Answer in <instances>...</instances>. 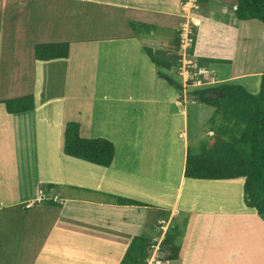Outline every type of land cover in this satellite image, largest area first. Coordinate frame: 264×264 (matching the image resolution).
Instances as JSON below:
<instances>
[{
    "label": "crops",
    "instance_id": "1",
    "mask_svg": "<svg viewBox=\"0 0 264 264\" xmlns=\"http://www.w3.org/2000/svg\"><path fill=\"white\" fill-rule=\"evenodd\" d=\"M3 2L5 0H0L1 11L6 5V3L2 5ZM10 2L13 4V0ZM212 2L213 0L208 1V11H202V8L197 5V0H190L183 4L177 0H28L30 9H28L29 17L26 19L27 24L32 27H27V29L32 30V33L39 31L44 33L45 39L42 42L46 43L41 44H49L55 39L58 43H68L69 54L65 60H54L40 66H38L39 63L32 61L34 57H28L27 62L34 65L30 75L36 81L27 78V73L25 75L23 73L21 84L24 90L21 93L18 90L15 93L9 92L11 86L9 78L2 86V88L6 87V90L4 95L0 93V102L33 93L36 96L37 107L35 106L33 112L10 116L0 105V264H44L45 262L63 264L65 255L73 256L79 261H92V264H114V258L120 261L134 238L144 236L142 231L145 229V221L148 219L150 210L146 204L143 207L121 206L94 203L90 200L66 199L68 203L64 207L55 198L52 201L59 205L50 203L48 205L42 204L43 195L39 189L43 181H50L49 185L53 187H72L83 192L102 193L110 195V198L115 201L117 197H121L137 202L135 198L143 195L144 180L142 178L139 177L136 181L142 188L136 186L137 184L125 182L123 172H130L132 169L130 166L126 167L119 158L117 142L113 139L104 138V135L91 137V131L82 130L79 124L82 138L109 139L111 140H108L109 142L115 144V157L112 165L107 169L73 158H68L69 164L67 165L70 167H66L64 159L67 157L63 152L66 124L73 121L81 123L85 121L83 109L80 111L75 106L78 98L75 95H81V93L72 91L73 88L96 87L95 79L102 67L109 63L113 64V67H122L119 58L122 52L123 56L128 58L130 53L134 54L130 49L140 51V45L137 46L136 38L129 30L130 22L153 26L156 31L165 28L179 33L186 26L194 31L196 40L189 60L192 59L194 67L201 60L210 61L200 68L205 74L195 75L194 80H198L200 85L196 84L194 88L199 86L208 88L232 81L242 85L251 76H258V85L255 90L250 92L246 89L249 93H258L259 82L264 71V53L255 54L250 51L256 47L258 51L264 48V24L258 21H239L235 16L237 0L230 6H227L225 0H217L215 4ZM20 3L18 4L15 0L16 5L19 6ZM218 7L222 8V15L231 17L230 20H224V23L216 22L210 11L215 12ZM34 15L35 18H33ZM34 22L39 25L33 27L36 25ZM194 22L199 23L197 28L193 26ZM27 42L30 44L31 52H34L33 41L28 39ZM4 44L3 42L2 45ZM172 45L173 43L162 47L165 50L163 52L172 50L173 53L174 45L173 47ZM160 51H162L161 48ZM2 52H0V63L3 59ZM262 53L263 58L257 64L261 66L259 72L257 70L249 72L244 69L245 65L251 66L256 63L259 54ZM181 54L183 56V53ZM240 62H242L241 66L237 67L236 63ZM123 68L128 70L127 62L123 63ZM181 68L179 70H182ZM48 70L50 73L60 75L61 82L58 85H55L53 75L48 80ZM179 70L176 71L178 74H180ZM220 70L222 77L218 83L211 75L215 71L218 74ZM227 72L231 76L226 78ZM142 73L138 71V74L131 79L130 86L114 91V95L121 98L128 97V101L136 103V109L141 106L140 93L146 94L133 84L147 77L143 73L144 77ZM193 73L197 74L198 71ZM150 76L151 74L148 78ZM182 77L181 82L184 79L186 86L188 80L184 74ZM49 82L50 87L47 89L46 84ZM38 83L41 85L37 86ZM158 89L154 90L158 91ZM95 94L96 90L88 92L89 96ZM40 96L45 97L40 98ZM188 101L184 99L180 102L178 98L170 103L175 116L179 115L183 119L180 136L182 147L186 151L183 153L180 178L175 186L173 184L171 186L174 189V195H165L160 201L167 204L171 211L163 226H161L162 220L157 218V224L160 226L158 231L161 234L157 241L155 236L152 238L153 242L156 241L154 246L156 254L161 249L165 232L178 214L175 209L176 203L172 205L166 202L172 198L177 200L182 187L186 185L189 191L188 199L191 203L197 190H203L201 202L206 207L195 211L199 212L195 216H201V225L198 230L200 232L204 230L205 233L212 226L211 230L215 228L219 238H221L219 231L223 228L231 230V235L227 234L225 247L233 248L230 253L235 256V259L232 258L229 263L258 264L264 261V222L253 210L245 206L243 180H241L242 183L239 180L202 182L188 180L184 177L185 160L189 147L188 115L191 113L200 120L203 117L210 119L214 113L211 107L192 103L189 105ZM49 108L52 117L48 115ZM124 110L125 108L119 109V114H115V122L110 123V126H116L118 122L130 116V113ZM109 112L112 114L113 110L110 109ZM87 115L88 120L92 118L96 120L97 116L91 108H88ZM97 123L100 125L99 122ZM209 136H212V132H209ZM138 142L143 141L136 140V143ZM133 154L139 159L136 152ZM54 159L58 162L55 169L52 167ZM73 170H75L74 177L69 173ZM147 170L154 174L152 168ZM138 171L139 169L133 168V172L140 175ZM162 171L166 170L160 169L158 173ZM50 191L57 192L58 190L53 188ZM167 196L169 197L165 202L164 199ZM57 206L63 207L60 213H47L56 210ZM158 206L152 209L161 212L162 209H157ZM161 208H165V205ZM184 212L190 211L184 209ZM195 212L193 211L192 214ZM243 232L247 235H243ZM199 236L202 234L199 233L197 237ZM86 238H90V241L88 242ZM80 241L96 247L89 253L82 250L73 251L82 248ZM197 248L199 246L196 244V250ZM184 249L183 253L181 247L180 256L176 261H161L164 264H192L191 260L196 254L195 248L189 242ZM97 252L99 254H96ZM33 255L37 256L36 260ZM20 256L25 259L19 260ZM242 259L247 260L242 262ZM186 260H188L187 263ZM151 261L152 259L148 261V264H151Z\"/></svg>",
    "mask_w": 264,
    "mask_h": 264
},
{
    "label": "rangeland",
    "instance_id": "2",
    "mask_svg": "<svg viewBox=\"0 0 264 264\" xmlns=\"http://www.w3.org/2000/svg\"><path fill=\"white\" fill-rule=\"evenodd\" d=\"M187 1L190 2V0ZM216 1L217 0H213L212 3L215 4L214 2ZM225 1L227 2V6H230L231 3H234L235 0ZM17 2L18 4L19 2H21L19 6L18 4H15V0H13V4L12 2H10V0H5L2 5L5 3L6 5L4 6V9L2 11L0 10V52H2L3 50V59L0 63V93L3 95L5 94L6 87L2 88V86L5 82L8 81V78L9 84L11 85L9 88V92L14 93L17 90L19 93L24 90V86L23 84H21V75H23V73L24 75L27 73V78H32L34 81H36V79H34L30 75L31 68L34 65L27 62L29 58L34 57V52H31L30 44H28L27 40H32L34 47L36 44L38 45L41 43H46L42 42L45 39L44 33H42L41 31H39L38 33H32V30H29V28L27 29V27H32L31 25L27 24L26 19L27 17H29L28 9H30L28 8V0H17ZM8 7H10L11 9ZM200 7L202 8V11L209 10L206 4H203ZM210 12L212 16H214V19H216V22L224 23L225 21H228L231 18L228 15L221 14V7H218L215 12H213V10ZM35 17L36 16L34 15L33 18ZM34 24L36 25H34L33 27H37L39 25L35 22ZM158 30L156 31V28L154 27L153 31L151 30L150 32V36L143 37L142 42H140V40L136 38L135 42L137 46L140 45V51L136 52L133 51L134 48L130 49V51L134 54L130 53L128 58H125L122 52L119 57L122 62V67H113V64L111 63H109V65L105 67H102L99 70L97 78L95 79L96 87L92 86L89 88L88 86H85L81 89L73 88L72 90L74 92L81 93V95H75V97H78L75 101V106L80 111L81 109H83L82 111H84L83 116L85 119V121L82 123L80 121L73 122L80 124L81 129L85 130L86 132L91 131V137L104 135V138H110L117 142L116 144L119 158L122 159L121 161L124 162L126 167L130 166L132 169L130 172L126 171L128 170V168L126 170L123 169L126 171L123 172L125 182H131L133 185L137 184L136 186L141 187L140 183H136V181L139 180V177L144 180V190L142 192L143 195L137 196L135 199L137 200V203L141 202V207L146 204L150 209L147 216L148 219L145 221V229L144 231H142L145 240L148 239L149 241H152V238L154 236L157 238L156 241L160 237L161 232L158 231V228L160 226L157 224V218L159 217L160 220H162L161 226H163V224L166 223V220L170 216L171 209L167 204H163L160 201L165 195H174V189H172L171 186L172 184L175 186V183H177L178 179L180 178L181 171L183 168V153L186 151L182 147V137L180 136L183 119L179 115L175 116V113L172 110L173 106L170 107V103L174 101V99L178 100L179 98L180 100V97L183 96H181L174 88H172L165 79L159 78V76L157 75V68L153 67L154 65L149 59H147L148 57L145 56V52L142 51L144 47L152 50H160L161 48L162 51H165L163 50V48L167 44L169 46L171 43H173V40L177 38L178 33H176L175 30H169L165 28H160ZM130 32L132 33L131 30ZM25 34H27V37H25ZM3 42L5 43L4 46L2 45ZM51 43L60 44L58 43L57 39H55L54 41H50L49 44ZM140 43L142 44V46ZM260 52L264 53V48H261V50L258 51L256 47L254 50L250 51V53L255 54ZM171 53L172 50L169 54ZM263 53L259 54L256 63L252 64L251 66L247 64L245 65L244 69L249 72H254L256 70L259 72L261 70V66L260 64H257L263 58ZM32 61L39 63L38 66H40L41 64L45 65L46 63L38 62L35 60V58L32 59ZM124 62L128 63V70L126 68H123ZM181 64L183 66L184 62L181 61ZM241 64L242 62L238 64L236 63V66L239 67L241 66ZM48 68H50V66ZM221 70L218 74L216 73V71L215 73H212L213 75L210 74L211 77L217 82L221 80ZM19 71H21V73H19ZM49 71L50 70H48V80L53 75L55 78V85H58L61 82L59 79L60 75L58 73H50ZM138 71L143 72L147 77H145L142 73L145 78L133 83L140 89V91L146 93H140L139 98H141V106L137 107L136 109V103H132L131 100L128 101V97L121 98L117 95H114V91L125 86H130L132 83L131 79L138 74ZM159 71L168 78L177 81L180 84L181 78H183L182 76L183 74H185V72L183 71V67L182 70H179L181 75L176 72L178 71V69L172 71L161 69ZM149 74H151L150 78H148ZM179 76H181V78ZM230 76L231 74L228 72L225 74L226 78ZM258 79V76H251V78L244 81V85L242 84V86L245 89L250 90L251 92L252 90H255V87L258 85ZM182 84H184V79H182ZM227 84H238V82L232 81L228 82ZM40 85L41 83L37 84V86ZM194 85L196 84L194 83L193 86ZM49 87L50 82L49 84H46V88L49 89ZM157 88H159L158 91L154 90ZM95 90V95H88L89 91ZM31 94L34 95L33 93ZM42 97L45 96H40V98ZM132 97L135 98V96ZM40 98L37 97L39 101H41ZM185 99L189 100V96L185 95ZM35 103L37 104L36 96ZM188 104L190 105L189 102ZM88 108H91L94 111V114L97 116L96 120H93V118L91 120H88ZM120 108H125L124 111L127 113L129 112L130 116L125 118L123 121L118 122L116 126H110V123L115 122V114H119L118 111ZM110 109L113 110L112 114L109 112ZM48 115L52 117V112L50 111V108L48 111ZM96 121L99 122L100 125ZM215 126L216 125L213 121H211V118L206 119L205 117H203V119L199 120V118L197 119L191 113L188 115V146L192 148V151H194L195 154L198 153L196 148L203 142L208 141V132L211 131V129ZM136 140H142L143 142L136 143ZM133 152H136L139 155V159L133 154ZM68 158L70 157L64 159L66 162V167H70L69 165H67L69 164V162L67 161ZM57 163L58 162L56 160L55 162H52V167L54 169ZM133 168L139 169L138 173H140V175L135 174L133 172ZM148 168H152L154 174H151V172L147 170ZM160 169H165L166 171L158 173L160 172ZM74 171L75 170L69 172L72 177H74ZM126 178L128 180H126ZM49 182L50 181H43L39 189L41 190V195H43L42 199L45 202L55 200L56 198L64 207L67 206L68 203L66 202V199H73L74 201L90 200L94 203H103L107 205L116 204V201L110 198V195H105L96 192H83L82 190L72 187L57 188L56 186H54V190L58 191L52 192L48 190V186L50 184ZM239 182L242 183L241 180H239ZM188 194L189 191L187 189V186L184 185L177 200H175V198H172L170 201H167L169 196L164 199L165 202L167 201L166 203H172V205L176 203L175 209L178 214L173 220V222L170 224L168 231L165 232L163 239L165 240L169 237L173 238L174 234H179L180 237L178 239V244L182 247L183 253L185 251L184 246L186 245L187 247L189 245V242H191L192 246L195 248L196 253L195 257H193L191 260L192 264H233L229 263L232 258L235 259V256L230 253V251H233V248L225 247L227 242V234L231 235V230L223 228L221 231H219V233L221 234V238H219L218 234H216L217 232L215 228L211 230L212 226H210L207 232L204 233V230L203 232H200V230L198 229L201 225V216H195L197 213H199L195 211H200L201 209L206 207V205L201 202L203 190H197L192 203L188 199ZM131 201L133 200L131 199ZM53 202L55 204L57 203L55 201ZM157 203H160L158 205L161 206H158ZM57 205H59V203H57ZM155 205L158 206L157 209H162V211L158 212L157 210L152 209L156 207ZM162 205H165V208H161ZM61 207L57 206L56 210L54 209L47 213H60ZM184 209H188V211L190 212L185 213ZM193 211L195 212L194 214H192ZM214 225L215 224H213V226ZM199 233L202 234V236L197 237ZM243 235L247 234L243 232ZM86 240L89 242L90 238H86ZM155 242L152 241V244L154 245ZM196 244L199 246L197 250ZM80 245L82 246V248L75 249L73 251L77 252L78 250H82L89 253L93 250V248L96 247L92 246V244H88L83 241H80ZM128 250L126 252L127 254ZM155 253L156 251L153 247V249H151L150 251L151 257H149L148 261L156 257ZM96 254H99V252H97ZM124 257H122L120 261L114 258V264H122V260L124 259ZM33 258H35L36 260L37 256L33 255ZM23 259H25V257L20 256L19 260L22 261ZM246 260L247 259H242V262ZM187 261L188 260H186L185 262L187 263ZM92 263V261L76 260L73 256L69 255H65V259L63 262V264ZM44 264L48 263L45 262ZM258 264H264V261H261Z\"/></svg>",
    "mask_w": 264,
    "mask_h": 264
},
{
    "label": "trees",
    "instance_id": "3",
    "mask_svg": "<svg viewBox=\"0 0 264 264\" xmlns=\"http://www.w3.org/2000/svg\"><path fill=\"white\" fill-rule=\"evenodd\" d=\"M177 1L182 4L187 2V0ZM208 1L197 0V5H207ZM235 16L241 22L258 21L264 24V0H238ZM129 28L134 38L140 41L143 37H149L151 30L154 29L152 26L136 22H130ZM181 32L179 31L177 39L173 40L174 52L171 54L145 47L143 50L157 68L159 78L165 79L183 96L180 97V102H183L185 95H188L189 103L214 109L211 121L216 126L209 131L212 132V136L196 148L197 154L188 147L184 177L202 182L243 180L244 204L264 222V71L257 94L249 93L241 84L225 83L208 88L201 86L194 88V82L189 80L184 87L185 84L182 82L180 84L159 71L181 68ZM195 37V34L191 36L193 45L189 53L193 52ZM68 54L67 43L38 44L34 47V58L38 62L65 60ZM208 62L210 61H199L191 73L207 65ZM0 105L10 116L23 115L35 110V96L29 94L3 100ZM63 152L67 157L107 169L113 163L115 146L102 138H82L79 124L70 122L66 124L64 130ZM53 188L52 185L48 186L49 191ZM48 203L57 205L53 201L44 200L42 204ZM116 204L142 206L140 203L121 197L116 198ZM179 237V234H174L173 238L165 239L156 257L162 261H176L181 252ZM155 244L156 242L153 245L152 241L145 240L144 237L134 238L122 264H148L150 251Z\"/></svg>",
    "mask_w": 264,
    "mask_h": 264
},
{
    "label": "built area",
    "instance_id": "4",
    "mask_svg": "<svg viewBox=\"0 0 264 264\" xmlns=\"http://www.w3.org/2000/svg\"><path fill=\"white\" fill-rule=\"evenodd\" d=\"M192 24H193V26H196V27L199 26L198 22H194ZM191 36H193V30H191L188 26L183 27L182 34H181V51L183 53L182 62H184L183 71L185 72L184 75L186 76L188 81L192 80L195 84H198L199 81L194 80V79L196 78V76H198L200 74H205V72L200 69V70H197L198 71L197 74L191 73V70L194 67L192 62H191L192 59L189 60V57H191L189 50L192 48V45H193V40H192ZM198 85H200V84H198ZM151 264H164V263H162V261L160 259L155 257L154 259H152Z\"/></svg>",
    "mask_w": 264,
    "mask_h": 264
},
{
    "label": "clouds",
    "instance_id": "5",
    "mask_svg": "<svg viewBox=\"0 0 264 264\" xmlns=\"http://www.w3.org/2000/svg\"><path fill=\"white\" fill-rule=\"evenodd\" d=\"M195 28H197L196 26H194ZM195 33H194V31H193V35H194ZM181 56H182V54H181ZM183 60V56H182V58H181V61ZM182 67V66H181ZM182 69V68H181Z\"/></svg>",
    "mask_w": 264,
    "mask_h": 264
}]
</instances>
